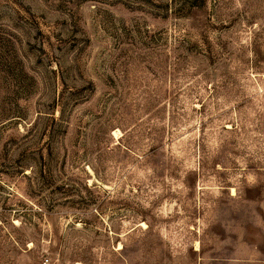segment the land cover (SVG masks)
I'll use <instances>...</instances> for the list:
<instances>
[{"label":"rangeland","instance_id":"rangeland-1","mask_svg":"<svg viewBox=\"0 0 264 264\" xmlns=\"http://www.w3.org/2000/svg\"><path fill=\"white\" fill-rule=\"evenodd\" d=\"M0 264H264V0H0Z\"/></svg>","mask_w":264,"mask_h":264}]
</instances>
